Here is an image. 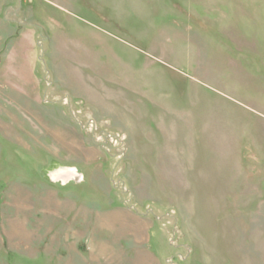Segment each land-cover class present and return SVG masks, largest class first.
Wrapping results in <instances>:
<instances>
[{"label": "rangeland", "instance_id": "374dc122", "mask_svg": "<svg viewBox=\"0 0 264 264\" xmlns=\"http://www.w3.org/2000/svg\"><path fill=\"white\" fill-rule=\"evenodd\" d=\"M0 264H264V0H0Z\"/></svg>", "mask_w": 264, "mask_h": 264}, {"label": "crops", "instance_id": "0c3cea01", "mask_svg": "<svg viewBox=\"0 0 264 264\" xmlns=\"http://www.w3.org/2000/svg\"><path fill=\"white\" fill-rule=\"evenodd\" d=\"M11 38H12V36H11ZM10 44V43H9ZM8 54V53H7ZM21 60H23V59H21ZM23 61H25V60H23ZM37 62V61H36ZM1 63H3V61H1ZM6 63V62H5ZM26 63V62H25Z\"/></svg>", "mask_w": 264, "mask_h": 264}]
</instances>
